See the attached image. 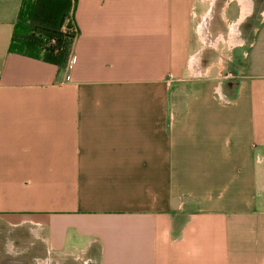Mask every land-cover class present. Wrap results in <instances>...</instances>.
I'll return each mask as SVG.
<instances>
[{
	"label": "crops",
	"instance_id": "obj_1",
	"mask_svg": "<svg viewBox=\"0 0 264 264\" xmlns=\"http://www.w3.org/2000/svg\"><path fill=\"white\" fill-rule=\"evenodd\" d=\"M22 1L0 0V264H264V0H77L70 80L10 50Z\"/></svg>",
	"mask_w": 264,
	"mask_h": 264
},
{
	"label": "trees",
	"instance_id": "obj_2",
	"mask_svg": "<svg viewBox=\"0 0 264 264\" xmlns=\"http://www.w3.org/2000/svg\"><path fill=\"white\" fill-rule=\"evenodd\" d=\"M77 0H23L10 50L65 68L77 35Z\"/></svg>",
	"mask_w": 264,
	"mask_h": 264
},
{
	"label": "built area",
	"instance_id": "obj_3",
	"mask_svg": "<svg viewBox=\"0 0 264 264\" xmlns=\"http://www.w3.org/2000/svg\"><path fill=\"white\" fill-rule=\"evenodd\" d=\"M73 63H74V58H73V55L70 54L68 62H67L66 67H65V70H66L65 79L66 80L71 79L70 71L73 68Z\"/></svg>",
	"mask_w": 264,
	"mask_h": 264
},
{
	"label": "rangeland",
	"instance_id": "obj_4",
	"mask_svg": "<svg viewBox=\"0 0 264 264\" xmlns=\"http://www.w3.org/2000/svg\"><path fill=\"white\" fill-rule=\"evenodd\" d=\"M261 8H264V1H263L262 5H261ZM257 26L259 27V30H261L262 32L264 31V21L260 20L257 23ZM1 228H2L1 230L4 231L5 229H7V226L2 224Z\"/></svg>",
	"mask_w": 264,
	"mask_h": 264
}]
</instances>
